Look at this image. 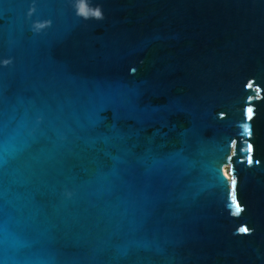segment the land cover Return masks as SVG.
<instances>
[{
    "label": "water",
    "instance_id": "1",
    "mask_svg": "<svg viewBox=\"0 0 264 264\" xmlns=\"http://www.w3.org/2000/svg\"><path fill=\"white\" fill-rule=\"evenodd\" d=\"M78 2L0 0V264H264V0Z\"/></svg>",
    "mask_w": 264,
    "mask_h": 264
},
{
    "label": "clouds",
    "instance_id": "2",
    "mask_svg": "<svg viewBox=\"0 0 264 264\" xmlns=\"http://www.w3.org/2000/svg\"><path fill=\"white\" fill-rule=\"evenodd\" d=\"M85 9L87 10L85 11ZM76 12L78 16L84 19L94 18V19L100 20L103 18V13H102L101 8L99 6L90 8L85 3V0H79L78 4L76 5ZM46 26L47 25L45 23H35L33 25V30L38 32L42 30L43 28H45ZM4 63L8 64L10 63V61H4Z\"/></svg>",
    "mask_w": 264,
    "mask_h": 264
},
{
    "label": "snow or ice",
    "instance_id": "3",
    "mask_svg": "<svg viewBox=\"0 0 264 264\" xmlns=\"http://www.w3.org/2000/svg\"><path fill=\"white\" fill-rule=\"evenodd\" d=\"M87 9H85L86 11ZM248 115H249V118H251V115H252V110L249 109L248 110ZM232 185H233V195H232V198H231V202H232V205L234 207V211L236 214H239L241 211H242V208L236 198V195H235V180L232 181ZM240 231L242 232H247V229L246 228H242L240 229Z\"/></svg>",
    "mask_w": 264,
    "mask_h": 264
},
{
    "label": "bare ground",
    "instance_id": "4",
    "mask_svg": "<svg viewBox=\"0 0 264 264\" xmlns=\"http://www.w3.org/2000/svg\"><path fill=\"white\" fill-rule=\"evenodd\" d=\"M223 171L226 175H228V166L224 165L223 166Z\"/></svg>",
    "mask_w": 264,
    "mask_h": 264
}]
</instances>
